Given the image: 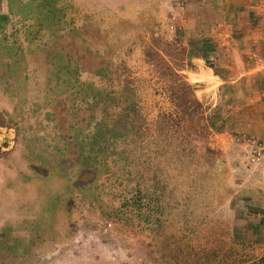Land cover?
I'll return each mask as SVG.
<instances>
[{
	"label": "rangeland",
	"instance_id": "374dc122",
	"mask_svg": "<svg viewBox=\"0 0 264 264\" xmlns=\"http://www.w3.org/2000/svg\"><path fill=\"white\" fill-rule=\"evenodd\" d=\"M0 264H264V0H0Z\"/></svg>",
	"mask_w": 264,
	"mask_h": 264
}]
</instances>
